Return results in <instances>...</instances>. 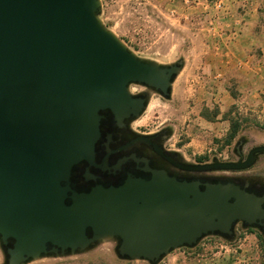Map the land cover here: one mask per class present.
Wrapping results in <instances>:
<instances>
[{"label":"water","instance_id":"1","mask_svg":"<svg viewBox=\"0 0 264 264\" xmlns=\"http://www.w3.org/2000/svg\"><path fill=\"white\" fill-rule=\"evenodd\" d=\"M101 8V0H0L4 264L77 254L113 240L120 258L157 264L215 229L230 232L236 220L251 225L264 218V197L246 184L182 180L147 167L150 178L126 173L86 191L73 188L76 165L96 166L102 111L139 117L150 93L170 97L183 67L182 59L164 64L138 56L104 24ZM133 84L148 95H135ZM259 153L264 144L244 160L188 169L244 170Z\"/></svg>","mask_w":264,"mask_h":264},{"label":"rangeland","instance_id":"2","mask_svg":"<svg viewBox=\"0 0 264 264\" xmlns=\"http://www.w3.org/2000/svg\"><path fill=\"white\" fill-rule=\"evenodd\" d=\"M101 1L100 17L104 24L138 56L164 64L183 60V67L178 74L181 75L175 84H172L170 97L163 98L157 93H150L149 102L136 122L137 129L148 132L168 126L171 129V137L167 146L180 152L187 160L202 163L213 159H235L236 146L245 153L254 146L264 144V127L245 118L237 108L232 114L240 119L239 130L231 143H224L229 122L224 120L223 114L227 109H224L221 101L218 103V98L215 99L214 95L209 93L207 88L211 83L209 84L208 80L202 79L203 81L197 83L194 79L195 70L190 67L195 68L193 58L197 53L195 48L198 47L196 45L199 39L194 40L190 29L174 23L146 0ZM186 62L191 66L182 75ZM135 89L141 87L131 85V92ZM199 89L206 93H200L202 97L198 95L197 98ZM206 108L210 112L217 108L218 113L212 120L202 116ZM247 173H258L264 177V153H259ZM202 243L218 247L215 249L221 253L220 256L226 257L233 253L232 263L238 252L243 250L250 257L249 264L252 262V256L257 254L264 264V235H259L257 230L239 228L231 239L205 236L198 244ZM115 246L113 241L100 242L84 253L48 256L27 264H151L145 260L122 259L116 254ZM4 263L5 255L0 246V264ZM157 264L169 263L165 261Z\"/></svg>","mask_w":264,"mask_h":264},{"label":"crops","instance_id":"3","mask_svg":"<svg viewBox=\"0 0 264 264\" xmlns=\"http://www.w3.org/2000/svg\"><path fill=\"white\" fill-rule=\"evenodd\" d=\"M146 1L174 23L190 29L194 40L199 39L192 61L195 68L186 62L182 75L191 66L196 82L208 80L209 93L227 112L232 114L237 108L245 118L264 127V0ZM200 93L206 91L199 89L197 98L202 97ZM215 248L204 243L179 248L160 262L232 264L233 253L220 256ZM258 255L252 256L251 264H262Z\"/></svg>","mask_w":264,"mask_h":264},{"label":"flooded vegetation","instance_id":"4","mask_svg":"<svg viewBox=\"0 0 264 264\" xmlns=\"http://www.w3.org/2000/svg\"><path fill=\"white\" fill-rule=\"evenodd\" d=\"M136 86L141 87V89H135L133 91L135 95L140 97L148 95L145 92V87ZM148 102H145L146 106ZM102 115L100 136L95 144L94 162L97 167L90 166L87 162L79 163L74 167L70 182L76 191L89 190L95 184L114 183L125 176L126 173L150 178L151 173L145 170L147 167L163 170L170 176L182 180H199L202 183L230 181L240 184L242 187L246 184L245 189L255 191L258 195L264 197V177L258 173H247L251 166L237 171L213 170L200 172L190 170L188 169L189 165L202 162L187 160L180 152L167 146V141L171 137V129L168 126L147 132L136 127V122L141 115L136 118L124 117L119 119L109 110L102 111ZM249 150L245 153L242 151L239 153L238 150H235L236 158L228 161L244 160ZM87 173L95 176V178H87ZM248 223V221L236 220L232 223L230 232L215 229L212 234L206 236L231 239L235 237L239 228L254 229L257 230L259 235H264V218H257L251 222V225H248ZM113 242L115 245L117 244V240H113Z\"/></svg>","mask_w":264,"mask_h":264},{"label":"trees","instance_id":"5","mask_svg":"<svg viewBox=\"0 0 264 264\" xmlns=\"http://www.w3.org/2000/svg\"><path fill=\"white\" fill-rule=\"evenodd\" d=\"M218 113L217 108H215L214 111L210 112L207 108L204 109L202 112V116L208 120H212ZM224 120L227 119L229 122V129L227 130L226 137L224 138V143L229 144L236 136L239 126H240V119L238 116H234L233 114H230V112H227L223 114Z\"/></svg>","mask_w":264,"mask_h":264},{"label":"built area","instance_id":"6","mask_svg":"<svg viewBox=\"0 0 264 264\" xmlns=\"http://www.w3.org/2000/svg\"><path fill=\"white\" fill-rule=\"evenodd\" d=\"M217 77H219L217 75ZM250 257L245 253V251L240 250L235 256L232 264H249Z\"/></svg>","mask_w":264,"mask_h":264}]
</instances>
